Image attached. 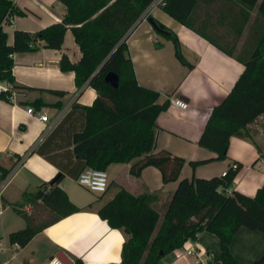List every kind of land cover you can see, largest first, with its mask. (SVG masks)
Instances as JSON below:
<instances>
[{
    "label": "crops",
    "instance_id": "0c3cea01",
    "mask_svg": "<svg viewBox=\"0 0 264 264\" xmlns=\"http://www.w3.org/2000/svg\"><path fill=\"white\" fill-rule=\"evenodd\" d=\"M14 3L24 14L14 15L0 25L5 43L10 46L15 43L17 31L34 35L60 24L65 13V4L60 0H14ZM149 17L173 32L188 64L176 58L173 41L156 33L148 22ZM52 32L30 41L32 49L13 53V77L18 84L29 89L12 90L11 100L0 99V165L9 169L10 174L0 195V240L7 246L5 251H0V264H49L50 258L56 254L65 255L75 264H78L77 259L81 264H118L123 234L110 228L97 210L113 198L119 187H123L133 194L155 193V205L163 214L177 181L162 183L160 172L154 166H147L139 176H134L129 172L132 160L127 164H110L105 169L111 175L109 186L105 192L98 193L79 185L67 173H60L56 165L40 154L30 152L64 117V127L71 126L72 129L61 130L47 142L51 151L70 150L80 155L87 145L95 144L102 125L100 116L89 109L96 91L87 84L78 88L75 83L72 67L80 63L82 52L71 27L66 25L58 46V33ZM126 43L140 85L158 91L160 104L169 103L171 98L188 103L186 109L169 103L167 109L157 116L155 150H168L185 159L181 178L221 176L230 163H240L241 167L227 191L240 205L248 202L264 184V167L259 169L256 165L258 155L264 152V134L255 132L251 138L232 136L227 157L222 160L211 159L214 153L197 143L211 109L230 91L243 64L172 18L160 4L147 7L144 16L142 14L128 32ZM49 90L66 93L60 96ZM34 99L41 101L32 104ZM74 104L78 107L72 110ZM83 106L86 108H81ZM28 108L33 109L31 113ZM81 111L84 120L86 118L84 126L79 121ZM43 112L48 116L45 122L39 117ZM204 159L210 160L195 167L190 164ZM78 160L74 158V162ZM58 174L60 176L54 183H48ZM43 182L47 183L41 185ZM54 186L81 210L56 222H52L58 215L55 211L42 213L45 217L39 222L46 226L24 246L14 249L9 234L26 226L18 211L27 215L34 212L36 206L33 203L37 207L42 203L39 199L33 202L30 199L32 194L38 189L49 192ZM6 210H12L11 215H5ZM187 245L188 241L182 248L175 249L169 254L170 260L163 259V264L205 263L220 251L218 237L208 231L199 233L195 241V245L203 250L199 257L195 254L175 256L176 251ZM229 249L238 264H253L264 254V234L241 226L233 235Z\"/></svg>",
    "mask_w": 264,
    "mask_h": 264
},
{
    "label": "trees",
    "instance_id": "16d2710c",
    "mask_svg": "<svg viewBox=\"0 0 264 264\" xmlns=\"http://www.w3.org/2000/svg\"><path fill=\"white\" fill-rule=\"evenodd\" d=\"M60 1L65 4L60 24L34 35L17 31L13 46L5 43V34L0 30V84L10 86L7 91H0V99L10 100L12 90L29 89L13 77V53L32 49L30 41L53 34V30L58 33V46L60 36L69 25L82 52L80 63L72 67L75 83L78 88L87 84L96 91L89 109L100 116L102 125L95 144L87 145L80 155L70 150L51 151L47 142L61 130L72 129L64 127V117L30 152L40 154L56 165L60 173L65 172L75 179L85 167L105 170L110 164H127L134 160L129 169L134 176H139L143 168L154 166L160 172L162 183L177 181L161 219L162 209L155 205V193L133 194L123 187L97 210L110 228L123 234L118 264H163V259L170 260V253L182 248L188 240L196 241L203 231L218 237L220 251L205 263L198 261L197 264H238L229 249L238 228L243 226L264 234V184L254 197L240 205L227 191L240 163H230L225 175L181 178L185 159L168 150H155L156 118L169 103L160 104L158 91L138 83L126 43L128 32L153 0ZM162 8L186 28L243 64L230 91L211 109L197 140L200 147L214 153L211 159H225L232 136L251 138L255 132L264 134V0H164ZM22 14L14 0H0V25ZM166 37L174 43L176 58L188 64L176 36ZM108 72L117 74V87L105 81ZM49 92L60 96L66 93L63 90ZM40 101L34 99L32 104ZM77 107L74 104L72 110ZM80 115L79 121L84 126L86 118L84 120L82 111ZM75 157L79 159L77 162H74ZM209 160L190 164L195 167ZM232 164L236 165L235 169ZM8 173L9 169L0 165V180ZM23 198L26 200L27 195ZM30 199L33 202L39 199L42 204L37 207L33 203L36 209L29 215L18 211L26 226L10 233L9 240L19 246H24L46 226L40 225L38 214L55 211L58 215L52 222H56L81 210L57 186L49 192L38 189ZM77 263L81 261L77 259ZM253 264H264V254Z\"/></svg>",
    "mask_w": 264,
    "mask_h": 264
},
{
    "label": "built area",
    "instance_id": "2783aa9c",
    "mask_svg": "<svg viewBox=\"0 0 264 264\" xmlns=\"http://www.w3.org/2000/svg\"><path fill=\"white\" fill-rule=\"evenodd\" d=\"M153 4H160L161 6L164 4V0H153L151 2V5ZM144 16V13H143ZM9 87L6 85L0 84V91H7ZM13 94L9 95L10 100L12 99ZM169 103L180 108V109H186L188 106V103L179 99V98H171L169 99ZM32 108H28V112H32ZM40 119L42 121H47L48 116L46 113L40 114ZM256 165L259 169L264 167V152L260 153L256 159ZM233 169L236 168L235 164H232L231 166ZM226 171H223L222 175H225ZM10 178V174L6 175L0 180V195L2 193L3 187L8 182ZM76 182L87 188L90 191L103 193L106 191L108 187V175L105 170L102 169H95L91 167H85L77 176ZM189 245L185 246V248L180 249L176 251L175 256L178 257H184L186 254H195L197 257H199L201 254H203V250L200 247H197L195 245V241L188 240ZM13 248L17 249L19 248V244L17 242H13ZM7 249V246L4 241L0 240V251H5ZM49 264H66L64 263L60 258L56 256H52L49 260Z\"/></svg>",
    "mask_w": 264,
    "mask_h": 264
},
{
    "label": "water",
    "instance_id": "95a60500",
    "mask_svg": "<svg viewBox=\"0 0 264 264\" xmlns=\"http://www.w3.org/2000/svg\"><path fill=\"white\" fill-rule=\"evenodd\" d=\"M148 22L151 24L152 28L154 29V31L160 35H164V36H173V32L168 29V28H164L160 25V23L152 18V17H149L148 18ZM100 67H98L99 69ZM97 69V70H98ZM105 81L108 82L111 86L113 87H117V84H118V76L116 73L114 72H108L106 75H105ZM60 174L56 175V177H54V179L51 181V183H54L58 178H59ZM56 257L60 258L64 263L66 264H75V263H71L70 260L64 255V256H61L60 254H56L55 255Z\"/></svg>",
    "mask_w": 264,
    "mask_h": 264
},
{
    "label": "rangeland",
    "instance_id": "374dc122",
    "mask_svg": "<svg viewBox=\"0 0 264 264\" xmlns=\"http://www.w3.org/2000/svg\"><path fill=\"white\" fill-rule=\"evenodd\" d=\"M240 43H241V40L239 41V45H240ZM239 45H238V46H239ZM107 175H108V180H110V178H111L110 176H111V175L109 174V172H107ZM11 211H12V210H6V211H5V215H11V214H10ZM32 213H34V212H32ZM32 213H31V214H32ZM40 214H41V213H40ZM40 214L37 215V220H38V222L41 221V219H43V218L45 217V215L41 214V215H42V216H41ZM160 214H161V213H160ZM161 216H162V214L160 215V219H161ZM160 221H161V220H160ZM159 223H160V222H159ZM159 223H158V227H159ZM5 238H6V237H5Z\"/></svg>",
    "mask_w": 264,
    "mask_h": 264
}]
</instances>
